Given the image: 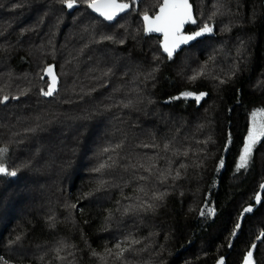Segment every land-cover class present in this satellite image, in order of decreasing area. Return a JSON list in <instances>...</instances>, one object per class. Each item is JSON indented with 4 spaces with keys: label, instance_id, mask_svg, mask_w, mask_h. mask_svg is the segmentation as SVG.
I'll use <instances>...</instances> for the list:
<instances>
[{
    "label": "trees",
    "instance_id": "obj_1",
    "mask_svg": "<svg viewBox=\"0 0 264 264\" xmlns=\"http://www.w3.org/2000/svg\"><path fill=\"white\" fill-rule=\"evenodd\" d=\"M118 1L0 0V264H264V0H191L173 57Z\"/></svg>",
    "mask_w": 264,
    "mask_h": 264
},
{
    "label": "snow or ice",
    "instance_id": "obj_2",
    "mask_svg": "<svg viewBox=\"0 0 264 264\" xmlns=\"http://www.w3.org/2000/svg\"><path fill=\"white\" fill-rule=\"evenodd\" d=\"M68 8H72L75 0H63ZM88 6L93 9V11L98 12L106 20H113L120 13L129 7L126 3H117V0H89ZM191 6L188 3V0H163V3L160 5L159 13L155 16L154 19L145 15V30L147 32H160L164 35V51L168 53V56L171 57L174 49L179 46L180 43H187L189 40L194 39L196 36L202 35L204 32H211L212 29L207 25L201 29L200 32L195 33L193 36H180V29L183 25L192 20ZM51 73V68L48 69ZM55 90V77H53V84L50 85L49 90L44 93V95H51ZM185 96L192 95L191 93H185ZM203 95V94H201ZM197 100L200 97H196ZM258 115L264 116V112H254L253 113V129L249 132L248 142L245 144L244 152L240 157V168H244L248 164L249 157L251 155L252 147L257 142L260 136H264V123L256 124V117ZM6 150H0L3 152ZM103 167V165H102ZM0 174L15 176L17 173L15 171H9L3 163H0ZM264 188V185L261 186ZM162 198V197H158ZM257 202L260 201V196L256 197ZM252 209L247 208L245 212H250ZM211 211V210H210ZM203 215V213H201ZM239 228V224L237 225ZM120 248L118 244L116 246ZM255 247V245H253ZM124 249H121L117 254L122 256ZM252 252L249 251L245 260V264H252ZM4 264H7L5 261Z\"/></svg>",
    "mask_w": 264,
    "mask_h": 264
},
{
    "label": "water",
    "instance_id": "obj_3",
    "mask_svg": "<svg viewBox=\"0 0 264 264\" xmlns=\"http://www.w3.org/2000/svg\"><path fill=\"white\" fill-rule=\"evenodd\" d=\"M140 1H141V0H132V2H133V4H134V9H135V10H137V7H138V4H139ZM117 3H123V2H119V1L117 0ZM162 3H163V0H161V4H162ZM188 3H189V5L191 6V9H190V10H191V14H192V20H195V10H194L193 4L191 3V0H188ZM126 4H128L129 7H128L127 9H125L123 12H120V13L115 17V19H113V20H111V21L104 19L103 16H101L98 12L93 11V9L90 8L89 6H87V8H88L89 12H90L93 16H95V17L101 19V20L104 21L106 24H113V23H114V22H115L120 16L126 14V13L130 10L131 4H130V3H126ZM161 4H160V5H161ZM160 5L158 6V8H157V10H156V12H155L154 15H152V16L147 15V14H146V15L149 16L150 18L154 19L155 16L159 13ZM144 17H145V15H143V16L141 17L142 26H143V36H144V37H146V36H151V37H155V38L159 39V44H158V46H159V48H160V52H161V54H162L163 56H165V57H169V56H168V53L164 51V47H163V44H164V35H163V33H160V32H147V31L145 30V20H144ZM192 25H193V23H192L191 21L186 22V23L183 25V27L180 29V33H179V35H180V36H193L195 33L201 31V29H200V30H198V31H196V32H194V33H185L186 29H187L188 27L192 26ZM214 35H215V34H214L212 31H211V32H204L202 35H200V36H196L194 39L189 40L187 43H180L179 46L176 47V48L174 49V51H173L171 57H173V56L179 54L183 49L188 48L192 43H194V42H196V41H199V40H203L204 38H207V37H210V38H211V37H214ZM53 77H55V90L52 92L51 95H45V97H46L47 99L50 98L51 96H53V95L57 92V90H58L59 80H58V78L55 76V74L53 73V76L49 79V84H48V87H47V91L49 90L50 85L53 84ZM262 185H264V182L262 183ZM262 185H261V186H262ZM261 186H260V189H259V191H258V193H257V195H259L260 198H261V196H262V194H263V192H264V188H262ZM257 195H256V197H257Z\"/></svg>",
    "mask_w": 264,
    "mask_h": 264
},
{
    "label": "rangeland",
    "instance_id": "obj_4",
    "mask_svg": "<svg viewBox=\"0 0 264 264\" xmlns=\"http://www.w3.org/2000/svg\"><path fill=\"white\" fill-rule=\"evenodd\" d=\"M143 15H145V14H143ZM142 15V16H143ZM148 15V14H147ZM201 20V19H200ZM143 27V26H142ZM191 96V95H190ZM256 124H257V126L259 125V124H262V118H261V115H258L257 117H256ZM253 129V118H252V121H251V128H250V131ZM249 131V132H250ZM248 136H249V134H248ZM261 138V136L258 138V140H257V142L259 141V139ZM248 142V137H247V139H246V142H245V144ZM256 142V143H257ZM255 143V144H256ZM255 144L253 145V147L255 146ZM253 147H252V149H253ZM245 148V147H244ZM243 152H244V150H243ZM251 153H252V151H251ZM243 154V153H242ZM5 155H6V153H5ZM251 156V155H250ZM5 158V157H4ZM4 158L2 157V153L0 154V162H2L3 163V161H4ZM250 158V157H249ZM249 161V160H248ZM247 257V256H246ZM1 260H2V258H1ZM245 260H246V258H245ZM245 260H244V264H245ZM218 263H220V264H223V262H218Z\"/></svg>",
    "mask_w": 264,
    "mask_h": 264
},
{
    "label": "flooded vegetation",
    "instance_id": "obj_5",
    "mask_svg": "<svg viewBox=\"0 0 264 264\" xmlns=\"http://www.w3.org/2000/svg\"><path fill=\"white\" fill-rule=\"evenodd\" d=\"M185 33H187L186 31H185ZM191 33V32H190Z\"/></svg>",
    "mask_w": 264,
    "mask_h": 264
}]
</instances>
